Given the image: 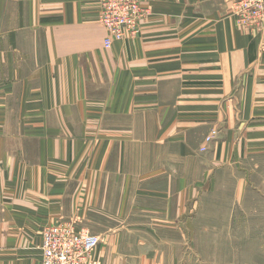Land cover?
Returning <instances> with one entry per match:
<instances>
[{"label":"crops","instance_id":"1","mask_svg":"<svg viewBox=\"0 0 264 264\" xmlns=\"http://www.w3.org/2000/svg\"><path fill=\"white\" fill-rule=\"evenodd\" d=\"M140 5L106 48L99 0H0V264H41L55 225L96 234V264H181L182 219L261 191L264 28L232 0Z\"/></svg>","mask_w":264,"mask_h":264},{"label":"rangeland","instance_id":"2","mask_svg":"<svg viewBox=\"0 0 264 264\" xmlns=\"http://www.w3.org/2000/svg\"><path fill=\"white\" fill-rule=\"evenodd\" d=\"M254 185L234 210L228 207L229 185L214 199L181 220V264H264V176L254 175Z\"/></svg>","mask_w":264,"mask_h":264},{"label":"built area","instance_id":"3","mask_svg":"<svg viewBox=\"0 0 264 264\" xmlns=\"http://www.w3.org/2000/svg\"><path fill=\"white\" fill-rule=\"evenodd\" d=\"M237 21L251 31L264 28V0H232ZM144 11L140 0H99L97 19L108 36L103 45L124 40L138 33V22ZM205 137L209 141L213 134ZM204 150V148H200ZM99 237L86 229L55 225L42 230L41 264H96L94 252Z\"/></svg>","mask_w":264,"mask_h":264}]
</instances>
